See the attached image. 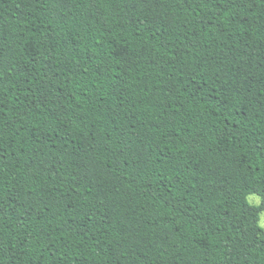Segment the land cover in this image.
Instances as JSON below:
<instances>
[{"label": "trees", "instance_id": "1", "mask_svg": "<svg viewBox=\"0 0 264 264\" xmlns=\"http://www.w3.org/2000/svg\"><path fill=\"white\" fill-rule=\"evenodd\" d=\"M262 212L264 0H0V264H264Z\"/></svg>", "mask_w": 264, "mask_h": 264}, {"label": "rangeland", "instance_id": "2", "mask_svg": "<svg viewBox=\"0 0 264 264\" xmlns=\"http://www.w3.org/2000/svg\"><path fill=\"white\" fill-rule=\"evenodd\" d=\"M249 202L252 204V205H261L262 204V200L260 199V197H258L257 195H252L248 198ZM260 224L261 226L263 227L264 229V212L261 213V216H260Z\"/></svg>", "mask_w": 264, "mask_h": 264}]
</instances>
